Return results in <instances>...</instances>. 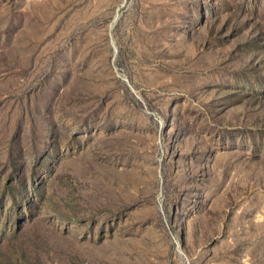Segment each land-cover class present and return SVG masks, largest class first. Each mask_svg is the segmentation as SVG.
I'll return each mask as SVG.
<instances>
[{"label": "rangeland", "instance_id": "374dc122", "mask_svg": "<svg viewBox=\"0 0 264 264\" xmlns=\"http://www.w3.org/2000/svg\"><path fill=\"white\" fill-rule=\"evenodd\" d=\"M0 264H264V0H0Z\"/></svg>", "mask_w": 264, "mask_h": 264}]
</instances>
